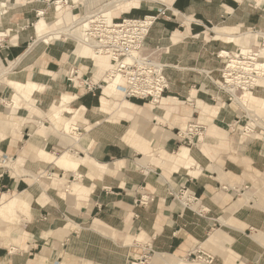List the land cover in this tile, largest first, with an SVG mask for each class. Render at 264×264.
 I'll return each instance as SVG.
<instances>
[{
	"label": "crops",
	"instance_id": "obj_1",
	"mask_svg": "<svg viewBox=\"0 0 264 264\" xmlns=\"http://www.w3.org/2000/svg\"><path fill=\"white\" fill-rule=\"evenodd\" d=\"M54 1L0 0V221L18 218L0 232V261L132 264L148 249L147 264H206L199 251L211 264H264V139L243 140L258 126L241 133L217 57L263 41L264 0H141L113 12L158 17L146 39L167 65L158 105L106 90L108 56L74 58L73 42L40 38L41 21L70 13ZM191 125L205 129L193 144L179 133Z\"/></svg>",
	"mask_w": 264,
	"mask_h": 264
},
{
	"label": "built area",
	"instance_id": "obj_2",
	"mask_svg": "<svg viewBox=\"0 0 264 264\" xmlns=\"http://www.w3.org/2000/svg\"><path fill=\"white\" fill-rule=\"evenodd\" d=\"M85 4L75 0H55L53 2L57 11L59 8L76 9V13L78 11V15L65 25L66 30L60 36H65L67 39L76 42L72 34L82 32L86 42L98 54L109 57L110 69L105 74L103 85L106 81L118 79L121 82V92L125 99L141 100L154 105L160 104L163 96L170 89V82L166 76L167 65L161 60L162 52L160 49H155L150 54L143 51L146 39L158 17L110 19L106 9L103 10L104 6L89 8L91 2L88 1ZM80 7H85V9L81 10ZM160 15L165 14L160 11L158 16ZM222 53L224 52L221 51L217 55L224 63L222 87L229 94V88L237 86L236 82L245 78L251 80L254 75H258L256 71L246 72L244 70L245 67L247 69L253 68V61L250 59L232 63V59L228 56L223 57ZM224 59H228L233 64L232 67ZM228 79L232 83H229ZM85 86L93 91L88 83H85ZM204 130L201 125H191L187 131L181 130L179 133L189 144H193L194 138L203 134L202 131ZM178 199L185 207H191L197 202L193 193L186 188L180 190ZM137 202L139 205L148 207L153 202V198L143 194ZM197 254L194 255V258L203 263L211 264L214 261L212 256L204 252L199 251ZM150 255L151 251L146 249L144 254L135 259L132 264H147ZM0 264L6 263L0 261Z\"/></svg>",
	"mask_w": 264,
	"mask_h": 264
},
{
	"label": "bare ground",
	"instance_id": "obj_3",
	"mask_svg": "<svg viewBox=\"0 0 264 264\" xmlns=\"http://www.w3.org/2000/svg\"><path fill=\"white\" fill-rule=\"evenodd\" d=\"M139 1H141V0H111L110 3H108L104 6L103 10L105 11V9H106V11L108 12V17L110 19H112L113 18L112 13L115 12L117 9L124 7L128 3H137ZM60 9L61 8H59V10ZM71 18H72V14L65 12V13H62L52 23L48 24L45 21H41L37 25L38 36L40 38H42L43 36L44 37L46 36V38H47V36H50V35L60 36V34L65 32V30H66L65 25L67 23H69L70 20H72ZM72 36L76 40V42H75L76 47H75V51H74V55H73L74 58H76L77 55H80V56L84 55V56L96 57V58L102 57V58H104V59L106 58V60H108L107 55L98 54V52H96L95 49H93L90 46V44H88L86 42L82 32L72 34ZM223 52H224V53H222L223 57L228 56L229 58L232 59V63H236L238 61L242 62L244 59L245 60L250 59L251 61H253V68L247 69L245 67L244 70L246 72L247 71H256L258 75H254L251 80H248L245 78L241 81H238V82H236L237 86L229 88V92L232 96L233 101L238 106H240V108H243V110L247 111V113L250 115L251 113H253L256 110L255 106H257L258 104L264 103V100H262L258 97H255L251 91V87H254V86L259 87V86L264 85V51H253V50L245 51V49L240 48V49H238V51H236L234 53H228V51H223ZM224 60L225 61L227 60V63H229L230 66L233 65V64H231L230 61H228V59H224ZM228 80H229V83H232V81L230 79H228ZM104 85L106 86V90H108L110 93H119V91H121V82L118 79L114 80V81H106ZM65 107L63 109H65ZM129 107H131V106H129ZM51 118H54L61 123L64 122V119L60 115V111L57 110V108L54 109V111L51 113ZM250 121L257 122L251 116H250ZM255 122H253V123H255ZM255 125L258 126V124H256V123H255ZM72 127H78V126H75V125L67 126V131L72 133ZM188 127L189 126H187L185 129H188ZM252 131H253V129L247 127V128H245L244 132L251 133ZM74 136H79V135L75 134ZM252 199L253 198H252L251 194H245L244 196L241 197L239 202L244 204L245 202L251 201Z\"/></svg>",
	"mask_w": 264,
	"mask_h": 264
},
{
	"label": "rangeland",
	"instance_id": "obj_4",
	"mask_svg": "<svg viewBox=\"0 0 264 264\" xmlns=\"http://www.w3.org/2000/svg\"><path fill=\"white\" fill-rule=\"evenodd\" d=\"M88 1H90L91 2V4L89 5V8H92V7H103V6H105L106 4H108V3H110L111 1L110 0H83L81 3L83 4V5H86L85 4V2L87 3ZM152 3V2H151ZM153 4H155V3H152L150 6H147V8L148 9H150L152 6H153ZM75 7V6H74ZM97 7V8H98ZM80 8H82L81 10H83V9H85V7H80ZM69 10H67V11H70V13L72 14V20H73V18H75L77 15H78V11H77V13H76V9L75 10H73L72 8H68ZM80 10V11H81ZM159 13V12H158ZM164 14H165V12H164ZM114 16V13H112V17ZM130 12L128 13V11H126V12H123V13H121L120 15H119V17L118 18H115V19H120L121 17L122 18H130ZM53 20H55L54 18H52L51 20H49L48 22H52ZM72 20H70V21H72ZM242 34H247V33H249V34H255L256 32H254V31H242L241 32ZM264 33V32H263ZM257 34V33H256ZM212 36H214L213 34H212ZM61 39H64L66 42H73L74 44H70L71 46H73L72 48H74L75 47V45H76V43L74 42V41H72L71 39H67V37H65V36H62L61 37ZM264 47V41H262L261 42V40L260 39H258V45H253V47H252V49H254V51L255 50H258V49H260V48H263ZM239 48L237 47L236 49H233L232 51H230V50H226V51H228V52H236L237 50H238ZM155 49H150L149 47H147L146 46V43H145V45H144V48H143V51L144 52H146V53H148V54H150V53H152L153 51H154ZM260 51V50H259ZM218 54V53H217ZM219 61H221V62H223L221 59H219ZM223 65H224V63H223ZM103 80H104V77H103V79H102V83H103ZM222 83H223V80H222ZM103 85V84H102ZM103 90V89H102ZM254 95L256 96V97H260V98H264V89H261V88H257L254 92ZM231 99H232V97H231ZM227 104V103H226ZM226 104H224L225 106H227ZM228 104L229 105H231L232 106V108H230V109H235L236 111H237V113L239 114V116L240 117H242L241 118V120H242V123H241V125H242V128L240 127V129H241V133H242V130H243V128H245V127H247V125H248V123L250 122V116L254 119V120H256L257 122H255V121H253V122H255L256 124H258V128H255V132H256V136H252V137H244L243 138V140H248V139H250V138H252V139H261V140H263L264 139V108L262 107V105L261 104H263V103H261V104H258L257 106H255V108H256V110L253 112V113H251L250 114V116L243 110V109H241L240 107H237L236 105H234V101L232 100V101H229L228 102ZM236 104V103H235ZM259 105H261V107L262 108H259ZM261 117H263V118H261ZM255 123H253L252 125L253 126H256L255 125ZM240 125V126H241ZM261 127V128H260ZM185 129V128H184ZM183 129V131H187V129H185L184 130ZM240 132V131H239ZM262 132H263V134H262ZM240 133V134H241ZM1 161V160H0ZM23 162V161H22ZM0 167H5L4 165L3 166H0ZM10 169H12L11 167H10ZM259 187L260 186H258L257 185V189H259ZM179 195V194H178ZM17 217H14V219H13V221H12V224H9V225H7V224H4V223H2V221H0V232H4V231H6L10 226H12V225H14V224H16V222H17ZM4 236V235H3ZM193 262V261H192ZM196 264V263H195Z\"/></svg>",
	"mask_w": 264,
	"mask_h": 264
}]
</instances>
